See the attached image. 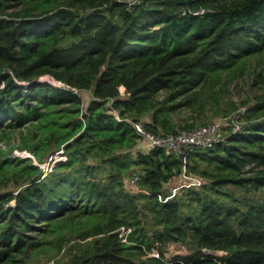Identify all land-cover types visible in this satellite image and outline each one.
<instances>
[{
  "label": "trees",
  "instance_id": "obj_1",
  "mask_svg": "<svg viewBox=\"0 0 264 264\" xmlns=\"http://www.w3.org/2000/svg\"><path fill=\"white\" fill-rule=\"evenodd\" d=\"M244 76L240 128L188 149L204 182L166 199L182 155L134 123L175 133L185 108L197 127ZM15 131L52 165L0 145V264L73 237L68 264H264V0H0V141ZM170 243L186 251L165 259Z\"/></svg>",
  "mask_w": 264,
  "mask_h": 264
},
{
  "label": "rangeland",
  "instance_id": "obj_2",
  "mask_svg": "<svg viewBox=\"0 0 264 264\" xmlns=\"http://www.w3.org/2000/svg\"><path fill=\"white\" fill-rule=\"evenodd\" d=\"M48 78L47 76L43 77ZM250 80L244 76L243 78H240L236 80V82L231 85V93H228V95H223L222 102L219 106H217L214 110L208 111L203 118L200 119H194L195 125L199 126L205 123L214 122V121H220L222 123L221 126V132L222 134L226 135L229 132L230 124L229 120L235 116L239 115V120L241 119L243 112L245 111V107L241 105V98L245 99L248 98L250 100V103L252 104L253 100V89L250 86ZM83 96L85 99L88 98L89 92H83ZM233 96V97H232ZM254 101V100H253ZM232 105L230 106V104ZM233 107V108H231ZM147 118H150L149 115H147ZM172 119L175 121L177 125V129L180 130L181 126L186 122V120H190L189 118V110L185 108H179L172 114ZM17 132H12L10 134V138H3V141H0V145H6V153L8 155L14 154L21 157H32L34 162L39 163L41 165V169L44 171H50V167L52 165L51 157L45 158L43 162H39L36 160L34 154L29 151L26 148H19L20 146V139L19 136H17ZM141 144L143 147H147L146 141L144 138L141 139ZM59 152L62 153V150ZM138 174V170L136 169L130 176H128L125 179V183L128 188H131L133 191H141L143 188H140L137 185L136 182V175ZM202 179V178H201ZM204 182V179H202ZM187 179H184L182 176L173 178L167 185L166 188L169 192L172 193V196L178 191L181 192L183 190V187H186L184 185L185 182H187ZM16 189V184H14L13 181H6L3 182L2 186H0V192L6 191V190H12ZM173 192H175L173 194ZM91 239V237L88 238V240ZM83 242V241H82ZM79 238L73 237L71 238V241L67 242L64 246V249H62L60 252H54L50 250L46 251H39L36 254H34L32 257H30L27 261V264H68L71 261L72 254L74 253L76 246L80 243ZM186 251V245L182 243H170L166 246V254L165 259H169L173 255L177 253H181ZM49 252V253H48ZM222 253V251H218V254ZM48 261V262H47Z\"/></svg>",
  "mask_w": 264,
  "mask_h": 264
},
{
  "label": "built area",
  "instance_id": "obj_3",
  "mask_svg": "<svg viewBox=\"0 0 264 264\" xmlns=\"http://www.w3.org/2000/svg\"><path fill=\"white\" fill-rule=\"evenodd\" d=\"M128 3H134L139 0H123ZM200 12H203L201 10ZM55 82V81H53ZM56 83V82H55ZM231 124L233 130L236 131L240 128L241 121L239 120V115L233 116L231 119ZM137 131L143 135L147 146H161L165 148L168 153H176L182 155L183 158V171L181 176L188 181L184 183L185 186H196L199 187L203 180L201 177L196 175H191L187 173L186 169V151L195 146H211L215 143H218L225 139V135L221 132L222 123L220 121L209 122L192 129H180L175 133L169 134H154L148 131H145L143 126L140 123H134ZM137 178V176H136ZM175 192H173L174 194ZM172 196H166V199ZM131 229L129 227L122 226L119 230V235L124 241L127 240V236ZM157 254L156 251H154ZM154 254V253H153ZM49 264V263H47Z\"/></svg>",
  "mask_w": 264,
  "mask_h": 264
},
{
  "label": "water",
  "instance_id": "obj_4",
  "mask_svg": "<svg viewBox=\"0 0 264 264\" xmlns=\"http://www.w3.org/2000/svg\"><path fill=\"white\" fill-rule=\"evenodd\" d=\"M89 122V120H87V123Z\"/></svg>",
  "mask_w": 264,
  "mask_h": 264
}]
</instances>
